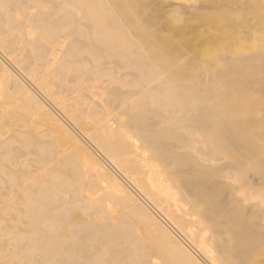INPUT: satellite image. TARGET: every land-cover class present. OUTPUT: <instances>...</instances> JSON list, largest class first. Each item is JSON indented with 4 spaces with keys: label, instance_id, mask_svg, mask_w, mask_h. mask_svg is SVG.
I'll return each mask as SVG.
<instances>
[{
    "label": "bare ground",
    "instance_id": "bare-ground-1",
    "mask_svg": "<svg viewBox=\"0 0 264 264\" xmlns=\"http://www.w3.org/2000/svg\"><path fill=\"white\" fill-rule=\"evenodd\" d=\"M254 6L264 0H0V95L21 110L8 123L0 101V130L12 129L0 143V161L13 158L0 182V197L12 198V220L0 217V235L6 228L15 243L12 264H118L124 254L131 264H264V117L237 116L264 79L243 99L227 87L246 72L238 56L252 47L239 46L238 28H251ZM175 61L184 63L177 74ZM52 81L66 99L55 97ZM204 93L197 112L226 104L213 116L221 130L208 132L181 106ZM238 130L255 131L254 146ZM14 144L35 150L34 163ZM217 149L229 161L210 157ZM184 166H195L200 181L180 178ZM207 202L209 235L197 218ZM118 207L135 218L142 243L119 237ZM222 212L243 224L231 234L240 243L217 228Z\"/></svg>",
    "mask_w": 264,
    "mask_h": 264
},
{
    "label": "rangeland",
    "instance_id": "rangeland-1",
    "mask_svg": "<svg viewBox=\"0 0 264 264\" xmlns=\"http://www.w3.org/2000/svg\"><path fill=\"white\" fill-rule=\"evenodd\" d=\"M244 10L246 11L247 8L246 9H241L240 11H244ZM254 10L256 11L257 16L254 17L253 20L251 18L250 20L245 22L246 25H249L251 27L248 30V32L244 31V27L243 26L238 28V35H239L238 43H239V46L240 45L251 46L252 47V51L251 52H247V53H245L243 55H240L241 57L238 56V58H239L238 63H239V65L241 67H245V68H242V69H245L244 71H246V72H244L242 70V72H244V77L241 78L242 79L241 82H239L241 80L240 77H239V78H237V79H239L238 81L236 79L235 83L231 82L233 84L230 83V85L227 86L228 89L230 90V92H229L230 95L229 96L234 97V98H236V97L238 98L239 97V98L243 99V97H245L246 93L244 94V93H242V91L246 92V91H244V89L246 90V87H248L249 85H251V86L252 85H256V87H254V88L258 89L257 84L261 81V77L264 79V57H263L264 56V50L261 49L262 48L261 45H264V31H263L264 30V6H260V7L254 6ZM67 37L68 38H66V41H65L66 43H70L74 39L73 37H69V36H67ZM226 40H229V39H226ZM178 57H179V55H178ZM250 57H260V58H259L258 61H256V62L254 61V63H253V62L249 61ZM29 58H30L31 61H33V57L32 56L29 57ZM177 62L179 63L181 61H175V62L172 63L173 66L176 65V64H177V66H179V68H177V66H175L176 69L173 68V70L175 69L174 70L175 74L179 73L178 69L180 70V67H182V65H184V63H181V64L179 63L178 64ZM35 63H36V74L37 75L40 74V75L43 76L44 67L42 65V62L41 61H36ZM223 63H224L223 64L224 67L228 66L229 60L226 59V61H224ZM170 65L171 64H169V66ZM241 67H239V68L241 69ZM169 69H170V67H169ZM171 69H172V67H171ZM181 72L182 71H180V73ZM255 80H257V81H255ZM243 81L248 82V83L245 84V83H243ZM249 81H251L253 83H250ZM262 81H264V80H262ZM238 82H239V84H238ZM258 85L260 86L261 90L259 91V89H258V91L256 93V91H255L256 89L254 90V88H253L255 93L252 92L251 95L254 94V96H250L249 95L248 99L250 100V102L249 103L247 102V104L246 103H242L244 105H241V106L238 107V110L239 109H241V110H239L237 112V116H240L241 113H242V115L240 117H242L244 115L247 118L252 116V119H253V117H260V116L264 117V110L261 111L262 108L264 109V104H262L264 102V86H263L264 82H263V84L259 83ZM49 87H50L51 91L53 93H55V97H57V99H63L64 100V99H66L68 97L69 93L66 92V91H60L58 89V84L56 82L52 81V84H49ZM256 95H258V96H256ZM209 98H210V95L207 94V93H204V94H202L199 97L189 96L184 101V103L181 106H183L184 109L189 110V112H193L192 114L188 115L190 117L189 119H191L192 121L193 120H195V121L200 120L201 122H203L209 128L208 132H211L212 131L211 129H215V127H216V130H221V128L218 127V125L221 124V121L219 122L217 120H214L213 116H215V114H217V112L222 111L226 107V104H225V107L223 108L225 102H221V104H223V106H220L221 104L218 103L219 106H216V108L212 110V114H211V110L206 111V113H204V114H202L201 112H197L195 110V107L197 106L198 103L204 102V101H206ZM252 98H254V99L252 100ZM245 99H247V98H245ZM0 101L1 102L3 101L5 103V109H4L3 115L8 116V123H12V115L14 116L13 119H16L18 117V115L21 113V110L19 109V104L14 102V100H12V98L7 97L6 94L3 93V91H2V94L0 95ZM50 106L55 110L53 105L50 104ZM240 111H242V112H240ZM222 113H223V111H222ZM186 114H187L186 112H183V113H181V115L179 117H182L181 119H185ZM246 117H244V118H246ZM247 118L245 119L246 121H247ZM32 119L33 118H28V119L25 118L23 120V122H25V121L27 122V121L32 120ZM250 119H251V117H250ZM250 119H248V121ZM214 122H219V123L216 126H213ZM11 130H12L11 128H10V131H8L7 129H1L0 130V143L2 141L6 140L7 138H9L12 135L11 134L12 133ZM238 131H239L238 133L242 132V134L245 133V132H248V133H245L244 136L241 134L244 137L242 139L246 140L247 145L249 144L250 146H254L255 141H254L253 138L255 137V131H252L254 133V135H253V133L251 131H248V130H242V131L238 130ZM206 140L208 141L209 139L207 138ZM18 141L20 143H22L21 139H19ZM11 146H12V144H11ZM194 147H195L196 150H200L201 149V148H199V147H201L200 145H196ZM13 151L15 153H18L17 154L18 157H20L22 159L27 157V158L30 159V162L32 164L34 163L33 160H32V158H33L32 154L36 153L35 150H30L28 152V151H25L20 145L14 144ZM179 151L185 153L187 150L184 149V148H181V149H179ZM210 157H212V158H222V157H224V159L220 160V163L221 162L225 163V162L229 161V158L227 160V157L225 156V153L222 150H219V149L214 150L212 152V154L210 155ZM3 158L8 159V162L7 163H3V162L0 161V174L3 175L2 176L3 178L0 180L1 183L2 182L5 183V181L7 179H9V177H10V171L12 170V160H13L12 153H10L8 155H5ZM199 162L202 163L200 160H198V163ZM258 163H259L258 167H264V158H260L258 160ZM197 174L198 173L196 172L195 166H188V167L184 166V167H182V177H180V178H182L183 180L186 179L187 181L190 182V184L191 183L195 184L196 182L200 181V177L197 176ZM0 186H2L4 189H7L5 184H0ZM199 186H200V189H202V194L203 195H207L211 191V189H209V185H207V183L200 184ZM226 194H227V191H225L224 194H222L220 197L217 198V200H215L212 203L213 205H215L214 206L215 208L218 205L222 206L225 203V201H226V196L225 195ZM0 198L3 199V203L0 205V217H1L2 214L6 215L5 218L7 220L11 221L12 220V198H10V196L6 195V194L1 196ZM236 202H237L236 205H241V200L240 199L236 200ZM254 202L256 203V201H254ZM5 203H7V204L11 203V208L5 207V205H4ZM208 203L209 202L202 204V206L199 209V211L201 210L202 212H199V215H197V218H199L203 222L202 226H204V227L207 226L208 227L207 231H208V235H209L211 230H215L216 231V229L212 228V225H211L212 223L208 219V217H209V212H207L208 210L205 211V212L203 211L204 208L206 206H208ZM251 203L252 202L244 203V205H246L244 207L251 208V210H255V209L259 208V206L257 208H256V206L255 207H251V205H252ZM263 206L264 205H262V207ZM216 209L219 210L220 208H216ZM116 211L118 213V221L120 223V229H121V232H120L121 235H119V237H122V238L125 237L127 242H128V240H129V242H131L130 240L137 239V243H142L143 241H141L139 239V231H140V229H139L138 224L135 222V218L132 215L128 214L126 212V210H123L120 207H118V209ZM225 211L226 210H224V212ZM224 212L219 214L217 216V218H216V223L218 224L217 228L222 231V233L224 234V238H226L229 243H240V241L233 240L231 238L232 237L231 234L232 233H236L237 234L239 229L244 228L243 224L239 220H236V219L234 221H228V218L225 217ZM10 226L11 225H9V227ZM200 231H201V227L197 226V224H194L193 232L196 233V235H201ZM119 237H112L111 239L115 240L118 243H124V240H120ZM235 238H236V240L241 239V237H237V236ZM242 239H245V238H242ZM14 245H15V243H12V232L7 231L6 228L3 229L2 230V234L0 235V264H12L13 257H14L13 254H12V248H13ZM129 261L130 260H128L127 255L124 254V255H121L120 257H118L116 262H118V264H131V262H129ZM163 262H164V259H160V260L156 261V264H162Z\"/></svg>",
    "mask_w": 264,
    "mask_h": 264
}]
</instances>
